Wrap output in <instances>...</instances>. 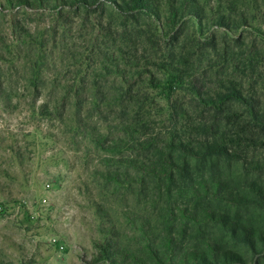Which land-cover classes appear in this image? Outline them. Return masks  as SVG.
<instances>
[{
	"label": "rangeland",
	"instance_id": "rangeland-1",
	"mask_svg": "<svg viewBox=\"0 0 264 264\" xmlns=\"http://www.w3.org/2000/svg\"><path fill=\"white\" fill-rule=\"evenodd\" d=\"M155 2L159 16L129 15L109 1L52 11L0 0V264H112L99 256L106 238L152 263L142 229L155 246L171 233L186 247L213 237L240 248L216 222L185 223L184 208L251 217L264 234V215L254 208L189 196L188 176L209 163L188 159L186 172L178 151L182 168L169 185L141 168H129V179L121 168L128 180L117 190L106 184L112 154L101 141L122 139L116 159L156 166L171 140L202 141L189 87L167 94L160 84L169 62L212 91L233 80V57L256 45L254 85L264 91V0H192L201 19L186 11L175 28L167 19L180 0ZM245 11L253 26L233 32L218 23L225 15L233 25ZM218 162L236 180L246 173L242 161ZM240 249L247 264H264V253Z\"/></svg>",
	"mask_w": 264,
	"mask_h": 264
},
{
	"label": "trees",
	"instance_id": "trees-1",
	"mask_svg": "<svg viewBox=\"0 0 264 264\" xmlns=\"http://www.w3.org/2000/svg\"><path fill=\"white\" fill-rule=\"evenodd\" d=\"M106 1L112 2L120 11L134 15L136 13L154 14L159 16L158 5L155 0H17V3L35 8L57 10L64 6L81 5L85 8L102 6ZM167 19L171 28H175L178 20L186 11H191L201 19L199 8L192 0H180L170 7ZM60 10V9H59ZM227 17L220 15L218 23L227 30L237 32L244 25L255 23L245 11L233 16V25L226 22ZM230 20V19H229ZM126 32V31H125ZM241 35L234 40L239 41ZM260 49L254 45L244 53L233 57V80L224 84L223 88L206 91L198 77L186 79L185 72L180 66L170 62L164 65L166 78L160 84L167 94L172 93L176 85L189 87L190 106L196 117H199L197 131L203 139L197 144H190L184 140H171L167 158L158 166L149 164L142 159L121 157L116 159V152H122L126 147L122 139L111 142L101 141L99 144L108 152L105 159L109 169L105 174L106 184L116 189L129 179V168H141L145 175L158 172L171 184L175 178V170L182 166L173 156L178 151L186 172L190 169L188 159H196L209 163L208 171L197 176H188L184 191L195 198L208 202H224L234 207H252L258 214L264 215V91L254 85V68L259 65L262 57ZM246 74V75H245ZM246 76V77H245ZM35 79L41 77L35 75ZM240 110V111H238ZM219 159L228 163L243 162L245 172L241 179L229 177L222 173ZM127 163L126 165L123 164ZM121 168L128 179L122 177ZM181 217L186 223L190 218L195 224L202 222H216L224 228L233 241L240 248L251 251L254 258L264 253V234L255 231L251 217L242 220L238 215L229 216L228 212H215L210 209L193 211L182 209ZM150 260L142 259L135 253L121 248L115 241L106 238L100 242L99 256L112 264H247L244 252L240 248H230L218 243L213 237H204L203 243L193 247H186L168 233L160 245L155 246L148 233L142 229ZM254 254L256 256H254Z\"/></svg>",
	"mask_w": 264,
	"mask_h": 264
}]
</instances>
